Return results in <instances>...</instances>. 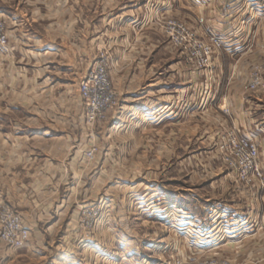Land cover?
Listing matches in <instances>:
<instances>
[{"label":"crops","instance_id":"0c3cea01","mask_svg":"<svg viewBox=\"0 0 264 264\" xmlns=\"http://www.w3.org/2000/svg\"><path fill=\"white\" fill-rule=\"evenodd\" d=\"M246 1L0 0L10 45V55L0 57V208L17 210L23 223L31 219L32 230L39 217L74 205L79 181L93 172L84 159L93 128L85 123L78 80L99 51L110 54L119 100L108 129L149 128L154 157L164 144L166 160L175 140L205 145L215 131L236 129L257 144L264 175V87L244 90L264 60V11L252 13L249 26ZM168 20L224 40L212 58L216 75L205 104L203 72L168 43L161 28ZM205 158L216 165L220 157L215 149ZM213 181L202 201L213 208L210 222L235 225L230 240L249 242V207L259 208L249 205V186L219 160ZM61 191L69 192L68 200L57 198ZM192 219L197 222L185 220ZM213 233L224 237L223 226ZM234 249L242 256L236 264H249V246Z\"/></svg>","mask_w":264,"mask_h":264},{"label":"rangeland","instance_id":"374dc122","mask_svg":"<svg viewBox=\"0 0 264 264\" xmlns=\"http://www.w3.org/2000/svg\"><path fill=\"white\" fill-rule=\"evenodd\" d=\"M196 36L205 40L204 36ZM0 54L8 57L10 45L7 52ZM181 55L189 66L203 72L201 98L203 104L207 103L211 98L207 88L211 90L213 86L209 76V71H215L213 63L211 68L199 69L189 56ZM109 56L99 51L87 74L78 80L79 86L103 58L107 59L109 78ZM109 82L117 106L93 124L86 119L85 101L80 96L85 123L93 128L87 150L93 148L95 157L85 162L93 172L79 181L77 194L72 197L74 205L51 217H39L32 230L31 219L23 223L17 210L0 208V216L3 210L19 216L23 230L29 234L22 248L11 247L6 241L11 225L8 219H0V264H236L242 256L234 247L246 246L249 264H264L262 164L259 176L249 178V205L257 203L259 207H254V211L249 207V242L231 241L229 235L236 231L235 225L226 229L225 223L213 225L209 218L213 208L202 202L209 194V185L215 183L218 160L229 170L221 158L214 159L216 165L205 158L209 151H217L218 138L223 133L213 132L205 145L193 139L184 143L175 140L173 157L167 160L164 144L159 145L157 152L161 157L155 158L149 128L142 132L134 126L107 128L110 114L119 109L110 78ZM258 152L260 155L259 148ZM166 191L173 193L174 198L165 195ZM57 198L68 200L69 192L61 191ZM253 199L255 202L251 203ZM188 217H195L197 222L185 220ZM222 226L226 236H214L213 229Z\"/></svg>","mask_w":264,"mask_h":264},{"label":"built area","instance_id":"2783aa9c","mask_svg":"<svg viewBox=\"0 0 264 264\" xmlns=\"http://www.w3.org/2000/svg\"><path fill=\"white\" fill-rule=\"evenodd\" d=\"M245 9L250 16L245 23L248 22L247 24L251 26L255 23L251 14L253 13L255 16L264 11V0H247ZM1 20L0 18V53H4L8 51L9 38L6 32V23ZM198 22L202 23L203 19H199ZM161 28L168 43L173 48H177L181 54L189 56L192 63L199 69L211 68L209 65L212 64L213 56L224 48V40L218 35H207L205 40H200L196 33L181 21H164ZM107 64L106 58L101 59L79 88L80 96L86 105V119L91 124L103 119L117 106L115 93L108 78ZM209 74L213 79L216 72L212 70L211 73L209 71ZM262 87H264V60L252 69L244 90L255 92ZM207 89V94L210 96L209 86ZM217 151L238 183L249 186L250 176H259L258 147L252 139L240 136L236 129L225 131L219 136ZM94 157L95 150L93 148L84 153L86 162L93 161ZM0 219H8L11 225L9 235L6 236L9 245L13 248H22L27 243L29 234L23 230L19 216L3 210Z\"/></svg>","mask_w":264,"mask_h":264}]
</instances>
